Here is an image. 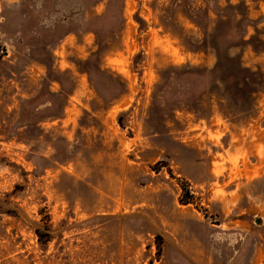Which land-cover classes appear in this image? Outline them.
<instances>
[{"label":"rangeland","instance_id":"rangeland-1","mask_svg":"<svg viewBox=\"0 0 264 264\" xmlns=\"http://www.w3.org/2000/svg\"><path fill=\"white\" fill-rule=\"evenodd\" d=\"M0 264H264V0H0Z\"/></svg>","mask_w":264,"mask_h":264},{"label":"trees","instance_id":"trees-1","mask_svg":"<svg viewBox=\"0 0 264 264\" xmlns=\"http://www.w3.org/2000/svg\"><path fill=\"white\" fill-rule=\"evenodd\" d=\"M38 230H36V233H39V232H37Z\"/></svg>","mask_w":264,"mask_h":264}]
</instances>
